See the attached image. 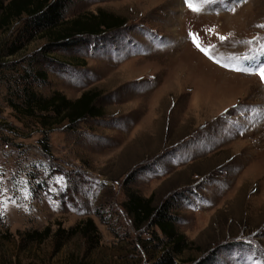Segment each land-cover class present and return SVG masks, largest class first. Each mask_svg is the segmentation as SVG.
<instances>
[{
  "label": "rangeland",
  "instance_id": "obj_1",
  "mask_svg": "<svg viewBox=\"0 0 264 264\" xmlns=\"http://www.w3.org/2000/svg\"><path fill=\"white\" fill-rule=\"evenodd\" d=\"M97 9L126 25L41 64L46 39L0 31V264H154L125 189L169 202L196 247L187 264H264V0H74L65 18ZM38 70L45 82L23 79ZM23 81L44 97L99 91L104 116L55 126L47 156L41 128L9 105ZM87 219L94 249L23 238Z\"/></svg>",
  "mask_w": 264,
  "mask_h": 264
},
{
  "label": "trees",
  "instance_id": "obj_2",
  "mask_svg": "<svg viewBox=\"0 0 264 264\" xmlns=\"http://www.w3.org/2000/svg\"><path fill=\"white\" fill-rule=\"evenodd\" d=\"M73 2L74 0H0V31L6 33L9 31V35L19 34L20 31L15 27L17 23L22 25V34L28 37V42L34 38L46 39L42 47L35 52L40 56L39 64H41L43 58L47 59L46 54L55 49L79 45V42L88 37L100 41L107 32L120 30L126 25L125 18L103 9H97L96 13L90 12L66 19L67 8ZM93 43L96 45L97 42ZM18 50V47L11 45L10 54L13 55ZM25 73L27 75L24 80L33 78L32 81L36 83L46 80L40 70L35 71L31 76L29 71ZM26 82L23 81L19 87L17 103L9 101V105L16 114L25 116L41 128L43 139L40 143L43 153L47 156L51 154L48 133L55 126L66 122L68 127L72 128L83 119L104 116L103 110L96 104L100 97L99 91H85L75 100H69L59 92L44 97ZM125 198L122 209L130 218L135 233H139L144 227L151 230L150 238L140 239L139 245L147 255L150 248L149 256H155L158 251L160 252L154 264H187L188 261L180 259L182 254L196 247L178 231L177 219L171 212L172 207L169 202L164 201L156 205L153 195L143 197L132 189H125ZM76 236L87 241L90 249L98 247L99 232L91 219L80 221L67 230L58 227L53 231L51 226H46L41 231L33 230L25 233L23 238L34 243L52 239L57 251L66 241ZM195 264H204V261Z\"/></svg>",
  "mask_w": 264,
  "mask_h": 264
},
{
  "label": "snow or ice",
  "instance_id": "obj_3",
  "mask_svg": "<svg viewBox=\"0 0 264 264\" xmlns=\"http://www.w3.org/2000/svg\"><path fill=\"white\" fill-rule=\"evenodd\" d=\"M220 39H224L223 37H221ZM246 71V69H245ZM257 75H259L261 83H264V62H262L258 68V72L256 73Z\"/></svg>",
  "mask_w": 264,
  "mask_h": 264
}]
</instances>
